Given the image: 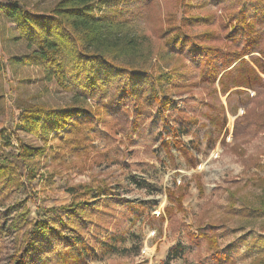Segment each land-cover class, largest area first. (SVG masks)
Instances as JSON below:
<instances>
[{
	"label": "rangeland",
	"instance_id": "rangeland-1",
	"mask_svg": "<svg viewBox=\"0 0 264 264\" xmlns=\"http://www.w3.org/2000/svg\"><path fill=\"white\" fill-rule=\"evenodd\" d=\"M59 1L0 0V7L16 4L35 16H43L51 15ZM201 2L108 0L95 12L96 17L126 22L149 48L147 59L137 68L146 72L151 87L141 88L146 98L141 103V121L128 134L118 131L109 119L95 116L98 103L78 100L72 92L48 80L42 66L22 61L33 48L21 37L15 23L0 13V264L7 263L22 234H17L11 223L22 217L57 223L56 215L47 210L69 203L72 192L84 185L101 198V212L86 244L61 249L41 264H185L195 247L187 242L184 231L174 233L168 228L166 207L173 209L176 218L194 233L201 217L226 220L230 233L220 241L221 250L232 252L236 264H254L257 255L246 257L244 247L237 244L244 234L264 232V219H228L225 212L228 190L238 189L241 197L249 192L259 194L251 186L240 188L263 175L264 137L258 135L242 145L245 158L256 156L259 160L252 168L249 162L223 150L221 136L227 129L225 142L232 144L234 120L243 113L239 108L236 116L226 113L225 128L211 148L206 137L209 126L203 115L207 90L200 75L189 74V81L195 84L189 90L170 81L180 60L167 50L165 25L168 19L179 25L187 14L202 17L214 10L221 15L220 8L200 9ZM155 95L171 101L164 113L163 107L155 105ZM225 98H221L224 105ZM174 106L193 115L197 141L190 134H169L168 114ZM78 108L88 115L79 116L74 125L60 135L49 136L47 141L42 132L34 135L28 131L24 114L33 113L40 126H48L62 112ZM178 139L182 145L176 148ZM20 142L44 150L33 161L37 177L30 184L23 178L24 167L12 158ZM181 147L189 153L186 159L178 151ZM169 191L185 192L182 211H176L168 201ZM174 246L176 250L171 252Z\"/></svg>",
	"mask_w": 264,
	"mask_h": 264
},
{
	"label": "trees",
	"instance_id": "trees-1",
	"mask_svg": "<svg viewBox=\"0 0 264 264\" xmlns=\"http://www.w3.org/2000/svg\"><path fill=\"white\" fill-rule=\"evenodd\" d=\"M105 1L108 0H60L51 15L43 16H35L16 4L1 6L0 10L15 23L29 48H33L22 61L42 66L48 80L72 92L78 100L92 99L98 103L95 116L103 121L109 119L118 131L128 134L141 121V103L146 101L141 88L143 85L151 87L146 72L137 68L138 63L147 59L149 48L126 22L95 16ZM207 6L220 8L221 15L214 10L202 17L187 14L179 25L172 19L167 20L163 33L167 50L180 60L170 81H176V87L189 90L195 87L194 82L189 81V74L198 72L200 75V82L207 90L203 115L204 123L209 126L206 137L211 148L225 128L226 113L236 116L238 109L243 108V113L233 123L232 144L225 142L227 129L220 144L224 151L244 163L249 162L252 168L259 160L256 156L245 158L242 145L258 135L264 137V0H202L198 7ZM129 59L133 64L128 63ZM117 61L125 64L119 66ZM225 96L224 105L221 98ZM153 99L155 105L163 107V113L171 104L158 95ZM172 111L168 114L169 134L175 137L190 134L197 141L193 115L175 106ZM88 113L81 108L64 111L48 126H40L39 118L31 115L33 113L24 115L28 131L34 135L42 132L47 141L49 136L60 135L76 123V118ZM214 132L217 136L213 138ZM181 145L178 139L176 148ZM178 151L184 159L189 156L182 147ZM43 153V148H32L20 142L16 153L12 154L24 167L23 178L27 184L36 179L33 161ZM1 170L0 167V173ZM249 186L259 194L249 192L241 197L238 189L228 190L225 212L228 219H264V166L262 176L248 180L240 189ZM93 193L90 186H81L72 192L69 203L47 210L56 215L57 223L47 219L27 221L24 217L11 223L17 234H22L6 264H41L43 259L61 249L85 245L101 212V198ZM184 193L169 191L167 194L168 201L178 212L182 211ZM164 216L168 228L174 233L184 231L187 242L195 247L185 264H236L233 253L220 248V241L230 233L226 220L201 217L196 221L194 233L176 218L173 209L166 207ZM237 246L244 247L248 258L257 255L252 260L254 264H264V232L240 236ZM175 250L176 246L171 252Z\"/></svg>",
	"mask_w": 264,
	"mask_h": 264
},
{
	"label": "crops",
	"instance_id": "crops-1",
	"mask_svg": "<svg viewBox=\"0 0 264 264\" xmlns=\"http://www.w3.org/2000/svg\"><path fill=\"white\" fill-rule=\"evenodd\" d=\"M0 13H2V11L0 10Z\"/></svg>",
	"mask_w": 264,
	"mask_h": 264
}]
</instances>
